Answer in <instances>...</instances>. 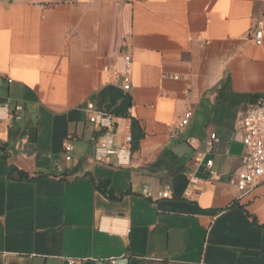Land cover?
<instances>
[{"label":"crops","instance_id":"obj_1","mask_svg":"<svg viewBox=\"0 0 264 264\" xmlns=\"http://www.w3.org/2000/svg\"><path fill=\"white\" fill-rule=\"evenodd\" d=\"M260 19L264 0H0V264H264V181L229 183L264 95ZM88 102L131 134L130 166L94 159Z\"/></svg>","mask_w":264,"mask_h":264},{"label":"built area","instance_id":"obj_2","mask_svg":"<svg viewBox=\"0 0 264 264\" xmlns=\"http://www.w3.org/2000/svg\"><path fill=\"white\" fill-rule=\"evenodd\" d=\"M264 21H257L256 29L253 34V40L256 44L263 43ZM124 67L122 70H113V75L116 79L122 80V86L125 90L130 88L131 75V56L125 54L123 56ZM104 70H109L108 66H104ZM14 110L19 112L22 110L20 105H16ZM89 112V120L96 126L99 131L97 140L93 148V156L97 162H105L111 156L116 159L118 166H130L132 152L131 143L132 136L129 132L122 134L119 141L115 140V117L105 111H97L94 109L92 102L87 103ZM192 117V111L187 110L183 117L178 120L175 127L182 129L185 127ZM242 132V143L245 148V154L242 157L241 168L235 170L229 175V183L234 185L241 195L251 192L259 183L264 181V95H258L254 98L253 107L242 117L240 121ZM215 133H210L205 139V150L195 152L196 162H200L205 158L206 150L210 149L215 140ZM72 136L67 137L64 153L67 160L70 159V153L73 150ZM190 144H193V139H188ZM212 159L206 161V167L210 168ZM194 181V180H192ZM142 194L151 199L170 198L172 193L169 189L153 191L148 187H143ZM107 231L119 235L128 236L130 233V224L124 216H113L108 221L105 228ZM69 263H74L73 259ZM107 264H121L115 258H110Z\"/></svg>","mask_w":264,"mask_h":264}]
</instances>
